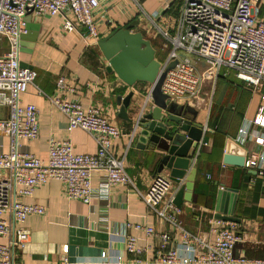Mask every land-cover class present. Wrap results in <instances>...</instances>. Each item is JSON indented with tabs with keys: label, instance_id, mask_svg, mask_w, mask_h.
<instances>
[{
	"label": "crops",
	"instance_id": "0c3cea01",
	"mask_svg": "<svg viewBox=\"0 0 264 264\" xmlns=\"http://www.w3.org/2000/svg\"><path fill=\"white\" fill-rule=\"evenodd\" d=\"M173 1L100 0V39L115 30L130 28L132 32L142 33L152 43L156 53L158 49L163 50L164 41L154 33L149 17L160 12L166 13L161 25L174 32L179 4ZM31 18L39 26L38 37L34 42L33 52L21 53L20 60L28 65L27 68L32 67L30 69L37 71L36 86L44 94H39L36 87H31L22 96L24 106L33 104L39 109L40 135L36 141H22L21 150L46 159L50 140H70L75 153L96 154L97 144L93 137L81 129L68 131L67 118L51 103L50 98L61 96L69 101L79 100L85 108L99 107L111 123L123 130L124 136L115 141L113 151L116 157L125 159L132 184L108 188L103 185L104 173L94 172L92 186L95 196L90 204L67 199L64 186L58 181H51L36 189L32 197L22 201L28 205L44 206L46 213L27 218L23 226L29 230L30 238L24 248L16 249V262L99 263L107 258L112 259L115 255H122L124 261H154L163 245L162 235L170 234L173 240L167 242L166 246L172 248L179 241L178 230L174 225L159 219L139 193L147 192L157 175L169 177L170 172H156L162 154L159 151L153 152L148 147L139 148L133 138L132 126L120 117V106L117 104L119 96L125 98L130 92H134L128 115L136 117L143 109L145 96L151 89L150 84L139 82L130 87L116 73L109 72V62L98 45H87L80 35L62 30L63 17ZM60 77L65 79L71 90H57ZM227 77L222 75L213 89L216 91L214 103H219V90L226 83L230 84L229 89L226 88L224 100L219 104L220 109H216L214 115L212 105L210 108L205 107V99L199 98L200 101L196 102H203L205 107H195L199 111L196 122L203 125L205 131L200 143V153L194 157L197 172L192 201H184L178 218L191 233L213 239V220L219 222L218 227L227 228L231 223L215 217L218 193L227 188L237 189L239 192L233 216L241 222H232L240 237L234 255L251 261L264 260V177L257 175L255 170L224 163L229 139L247 149V158L252 154H264V145L256 143V137L264 138V128L252 125L248 135L243 131L264 103V83L259 88L262 91L260 101L253 106L252 96L257 93V89L238 79L230 81ZM205 88L204 92H207ZM229 95L231 98L228 106ZM185 102L188 101L179 103ZM152 106L148 105L147 110ZM8 115L9 109L0 107V119H6ZM9 148V137L0 132V154L7 153ZM175 187L173 183L168 198L175 197ZM227 205L226 202L225 208ZM136 225L143 229H136ZM148 228H153L155 233L149 236L146 232ZM127 236L138 238L141 255L126 253ZM6 243L8 238L0 237V244ZM66 245L67 253L63 251Z\"/></svg>",
	"mask_w": 264,
	"mask_h": 264
},
{
	"label": "built area",
	"instance_id": "2783aa9c",
	"mask_svg": "<svg viewBox=\"0 0 264 264\" xmlns=\"http://www.w3.org/2000/svg\"><path fill=\"white\" fill-rule=\"evenodd\" d=\"M175 2L179 4V14L174 32L161 25L164 12L149 17L154 30L165 41L164 48L169 50L165 60L160 61L162 70L177 61L175 68L167 72L162 87L172 101L190 103V98L199 97L204 87L214 88L222 75H228L222 74L223 69L234 72L239 81L250 87L259 88L264 83V0ZM100 6V0H0V107L9 109L8 117L0 119V132L10 139L9 151L0 154V237L8 238V243L0 244V264H26L15 259L16 249L24 248L30 238L29 230L23 225L29 216L45 215L46 208L28 205L22 200L32 197L39 187L58 181L64 186L67 199L90 204L95 196L94 172L104 173L103 185L108 188L132 184L125 159L116 157L113 151L115 141L124 136L123 130L111 123L99 107L85 108L79 100L50 98L67 118L68 131L81 129L93 137L96 154L75 153L70 140H50L46 159L21 150L22 141L33 142L40 135L39 109L33 104L24 106L22 96L31 87L44 94L36 86L37 71L20 65L19 40L28 33V14L38 19L61 16L65 33H76L87 45L93 46L101 38ZM57 90H71L63 77L57 81ZM152 101L149 90L144 106ZM252 125L264 128V103L243 130L246 135ZM256 143L264 145V138L256 137ZM200 150L201 145L196 157ZM244 167L264 177V154H252ZM173 183L169 177L159 174L148 191L139 194L159 219L177 228L176 246L168 248L166 243L173 239L170 234H163V245L156 259L149 263L139 259L124 261L122 255H115L99 263L65 261L59 264H264V260L235 257L240 237L232 222L226 228L218 227L219 222L213 220V239L185 229L178 218L181 208L174 204V198H168ZM135 228L143 229L139 225ZM146 232L151 236L155 230L148 228ZM63 251L67 253V245ZM125 251L137 256L142 254L137 237H126Z\"/></svg>",
	"mask_w": 264,
	"mask_h": 264
},
{
	"label": "water",
	"instance_id": "95a60500",
	"mask_svg": "<svg viewBox=\"0 0 264 264\" xmlns=\"http://www.w3.org/2000/svg\"><path fill=\"white\" fill-rule=\"evenodd\" d=\"M26 22L28 33L20 37V52L32 53L39 26L32 22L31 14H28ZM98 46L109 62L108 71L116 73L125 84L130 87L139 82L150 84L153 100L151 109L147 110V104L139 115L129 117L128 108L134 95V92H130L125 98H117L120 117L132 126L133 138L139 148L148 147L151 151H159L162 154L156 172H170L169 178L176 185L174 204L182 208L184 201H192L197 172L194 157L198 153L205 127L196 122L199 111L195 107L190 103L180 104L172 101L163 92L167 72L175 68L177 61L162 70L152 43L145 39L142 33L132 32L130 28L113 31L100 39ZM20 65L23 68L28 67L23 61ZM247 156L248 151L243 145L232 139L228 140L225 164L244 167ZM238 192L237 189L227 188L218 193L216 219L241 222L233 216ZM226 202L228 205L225 208Z\"/></svg>",
	"mask_w": 264,
	"mask_h": 264
},
{
	"label": "rangeland",
	"instance_id": "374dc122",
	"mask_svg": "<svg viewBox=\"0 0 264 264\" xmlns=\"http://www.w3.org/2000/svg\"><path fill=\"white\" fill-rule=\"evenodd\" d=\"M153 31H154V33L156 35H158L154 29H153ZM164 44H165V41H164ZM168 53H169V50L168 49H165V48H163V50L158 49V52L156 53L157 60L163 62L165 60L166 55ZM222 71H223L222 74L223 73L228 74L227 75L228 76L227 78L230 81H238L237 78H236V76H235V73L234 72L229 71V70H226V69H223ZM229 85H230L229 83H226L219 90V93H218V101H219V103H214V101H215V92L216 91H213L214 88L212 86L211 87L210 86H207L206 88L204 87L207 90V92H204V88H203L202 91H201V93H200V96L199 97H195V98H190V101L193 102V101L199 100V98L205 99V107L207 106L206 108H210L211 105H212V110L214 112V113L213 112L212 113L214 115L216 113V109H218V108L220 109L219 104H220V102H222L224 100L225 95L227 93L226 92V90H227L226 88H228ZM259 88H255V90L257 89L256 90L257 93L252 96V102H251V104L253 103V106L260 101V98L259 97L261 96L260 94L262 93V91ZM230 98H231V96L229 95V97L227 98V104H228V106L230 104ZM205 107L203 106L202 109H204Z\"/></svg>",
	"mask_w": 264,
	"mask_h": 264
},
{
	"label": "bare ground",
	"instance_id": "6f19581e",
	"mask_svg": "<svg viewBox=\"0 0 264 264\" xmlns=\"http://www.w3.org/2000/svg\"><path fill=\"white\" fill-rule=\"evenodd\" d=\"M200 100H196V101H193V102H190L192 106L196 107L197 109H201V107L203 106V102H199V103H196Z\"/></svg>",
	"mask_w": 264,
	"mask_h": 264
},
{
	"label": "trees",
	"instance_id": "16d2710c",
	"mask_svg": "<svg viewBox=\"0 0 264 264\" xmlns=\"http://www.w3.org/2000/svg\"><path fill=\"white\" fill-rule=\"evenodd\" d=\"M165 14H166V13H165ZM165 14H164V15H165Z\"/></svg>",
	"mask_w": 264,
	"mask_h": 264
}]
</instances>
